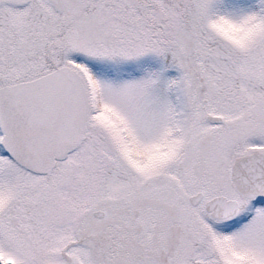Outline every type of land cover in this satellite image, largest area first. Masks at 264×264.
<instances>
[{
  "label": "snow or ice",
  "instance_id": "snow-or-ice-1",
  "mask_svg": "<svg viewBox=\"0 0 264 264\" xmlns=\"http://www.w3.org/2000/svg\"><path fill=\"white\" fill-rule=\"evenodd\" d=\"M0 264H264V0H0Z\"/></svg>",
  "mask_w": 264,
  "mask_h": 264
}]
</instances>
